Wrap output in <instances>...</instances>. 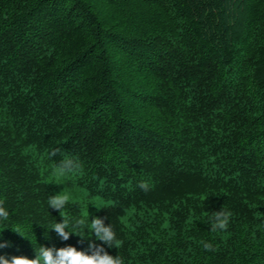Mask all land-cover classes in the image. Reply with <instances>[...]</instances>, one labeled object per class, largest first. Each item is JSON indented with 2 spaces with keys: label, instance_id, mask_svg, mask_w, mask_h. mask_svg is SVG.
I'll return each mask as SVG.
<instances>
[{
  "label": "trees",
  "instance_id": "obj_1",
  "mask_svg": "<svg viewBox=\"0 0 264 264\" xmlns=\"http://www.w3.org/2000/svg\"><path fill=\"white\" fill-rule=\"evenodd\" d=\"M0 202V264H264V0H0Z\"/></svg>",
  "mask_w": 264,
  "mask_h": 264
},
{
  "label": "clouds",
  "instance_id": "obj_2",
  "mask_svg": "<svg viewBox=\"0 0 264 264\" xmlns=\"http://www.w3.org/2000/svg\"><path fill=\"white\" fill-rule=\"evenodd\" d=\"M53 155H55V152L53 153ZM77 167L78 165L75 164L72 160L65 159V160H62L58 165H56L55 174L65 175L69 172L74 171ZM139 187L142 190H145V191L148 190V185L144 182H141L139 184ZM67 200H68V197L66 194L57 193L49 197L48 203L50 205V208L58 211L67 203ZM230 215L231 214L226 211H220V210L215 211L212 217V224H211L212 230L216 231L217 229L219 230L226 229L228 226ZM0 218H4V219L7 218V212L5 211L3 207H0ZM102 222H103L102 219L97 218V217H93L91 220V228L95 232V235L97 236L99 241H101V244L102 245H112L113 243L118 244L119 242L116 241L115 233L112 231L111 227L109 225L102 227L101 226ZM80 223L83 224L84 221H80ZM66 227H67V221L62 220V223H56L53 226V229H55L58 233H61L62 235H64L66 238V234L63 233V230ZM89 246L90 248H95L98 250L90 252V254L87 253L86 255H90L94 257L95 256L105 257L107 260V264H122V261L118 257L113 258L109 256L106 252L103 251V248L100 245L90 244ZM204 248L206 250H212L211 244H208V243H204ZM42 251L43 250L41 249V252ZM42 257L44 258V264H48L47 254L46 253L43 254ZM5 264H8V262L5 261ZM11 264H39V259L37 261L28 262V261L13 257L11 260ZM93 264H101V261H98V260L94 261Z\"/></svg>",
  "mask_w": 264,
  "mask_h": 264
},
{
  "label": "snow or ice",
  "instance_id": "obj_3",
  "mask_svg": "<svg viewBox=\"0 0 264 264\" xmlns=\"http://www.w3.org/2000/svg\"><path fill=\"white\" fill-rule=\"evenodd\" d=\"M68 255H72V253H68ZM74 259H78L79 257H73ZM87 264H91V262H87Z\"/></svg>",
  "mask_w": 264,
  "mask_h": 264
},
{
  "label": "rangeland",
  "instance_id": "obj_4",
  "mask_svg": "<svg viewBox=\"0 0 264 264\" xmlns=\"http://www.w3.org/2000/svg\"><path fill=\"white\" fill-rule=\"evenodd\" d=\"M67 176H69V175L67 174Z\"/></svg>",
  "mask_w": 264,
  "mask_h": 264
}]
</instances>
